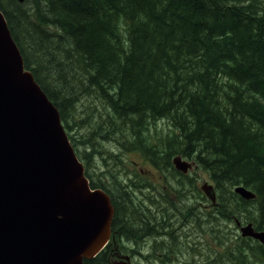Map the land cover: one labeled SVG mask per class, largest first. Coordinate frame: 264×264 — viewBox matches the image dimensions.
I'll return each mask as SVG.
<instances>
[{"label": "trees", "instance_id": "obj_1", "mask_svg": "<svg viewBox=\"0 0 264 264\" xmlns=\"http://www.w3.org/2000/svg\"><path fill=\"white\" fill-rule=\"evenodd\" d=\"M243 2L0 0L25 67L58 107L88 179L90 167H98L95 154L104 155L99 144L112 140L124 149L119 167L106 174L99 168L96 179H90L92 187L113 199L114 229L122 221L136 226L155 222L151 211L137 208L130 193L133 184L150 191V174L182 177L176 183L168 180L161 198L171 213L167 208L162 213L170 215L166 221L186 222L171 193L178 190L182 202L196 194L208 200L194 178L201 168L218 190L216 203L191 220L196 227L239 219L264 229V0ZM83 95L102 100L104 114L97 126L93 110L90 117L76 115ZM161 118L174 130L156 138L149 124ZM71 121L89 129L84 151L69 132ZM131 151L156 172L126 165ZM178 154L194 162L188 173L174 166ZM239 184L256 197L243 198L235 191ZM148 197L155 201L156 196ZM197 230L210 235L206 245L211 250L222 249L204 251L216 256L210 264H264V246L258 240L241 234L233 243ZM145 233L150 231L142 230L140 237ZM196 245L206 246L201 239Z\"/></svg>", "mask_w": 264, "mask_h": 264}, {"label": "water", "instance_id": "obj_2", "mask_svg": "<svg viewBox=\"0 0 264 264\" xmlns=\"http://www.w3.org/2000/svg\"><path fill=\"white\" fill-rule=\"evenodd\" d=\"M173 164L183 173L194 167L179 154ZM202 190L215 204L213 185ZM235 191L256 197L243 184ZM114 212L110 195L92 187L58 107L25 67L0 8V264H85L109 240ZM236 222L242 236L264 246V229Z\"/></svg>", "mask_w": 264, "mask_h": 264}, {"label": "flooded vegetation", "instance_id": "obj_3", "mask_svg": "<svg viewBox=\"0 0 264 264\" xmlns=\"http://www.w3.org/2000/svg\"><path fill=\"white\" fill-rule=\"evenodd\" d=\"M149 176L151 178H149L151 182V185L149 187V194L153 193L154 196L160 199H155V201H152L154 202V204L158 203L159 206H162L163 203H166L161 198V193L163 190L168 191V180H174L176 183L177 180L182 178L181 176L174 177L172 175L165 176L162 174H150ZM194 178L199 180L197 182V186H199L201 189L202 185L207 182L213 185L215 191L217 192V186L215 183L211 182L210 176H208V180L204 179L203 184H200V181L203 179H199L196 176H194ZM91 182L93 181L90 180V183ZM135 186L136 185L133 184L132 190L130 189L131 194H134L138 189L135 188ZM93 188L98 187L93 186ZM143 189H145V187ZM143 189L139 190L143 191ZM185 191L186 190H184V192ZM188 192L194 194L191 191ZM149 194L143 193L144 196H148ZM179 194L180 193L178 192V190H176L171 193V196H173V199L176 202H179L181 204L182 201L178 197ZM208 199L210 200L211 204H213L211 199ZM137 206L140 208L146 207L140 201L138 202ZM114 209L116 212L115 205ZM180 209L183 210L182 207L178 208V210ZM153 217L157 219L154 214ZM169 217V214L162 213L161 218L158 221L144 225L137 224L138 226H136L135 223H126L122 221L118 229L113 228L112 220L109 240L94 257L87 260H90L91 264H140L143 262H151L152 264H170L171 261L182 262L183 260L188 259L192 260L195 263H201L202 260H205L203 261L204 264H210V261L216 260L215 255L202 254L200 252V248H198V246L196 245L197 241L201 239L203 235L206 236V240H210L209 234L198 231L197 228H189V225L185 221H166ZM237 226L240 228L239 225ZM239 228L238 231L241 233ZM142 230H148L150 231V234L145 233L142 237H140V232ZM85 260L86 259H84V263ZM215 264L218 263L216 262Z\"/></svg>", "mask_w": 264, "mask_h": 264}, {"label": "rangeland", "instance_id": "obj_4", "mask_svg": "<svg viewBox=\"0 0 264 264\" xmlns=\"http://www.w3.org/2000/svg\"><path fill=\"white\" fill-rule=\"evenodd\" d=\"M18 1V0H17ZM239 1V0H238ZM240 1H245L247 2L248 0H240ZM20 2V1H19ZM243 2V3H245ZM246 4V3H245ZM77 112L76 115L78 113L79 118H84L86 116L90 117V110L94 111V122L96 124V126L98 125V123L101 121V115L104 114L103 113V104H102V100L100 98L95 97L94 95H83L80 97L79 101L77 102ZM121 123V122H120ZM71 125L73 126L72 129H70V134L74 135L76 137V139L79 140V142H77L78 147L81 151L85 150V146L83 145L82 141L85 139L86 137V132H88L89 129H86L87 126L84 127H78L77 123L74 121H71ZM150 130L153 134L156 135V138H163L167 135H170V132H172L174 130V127L171 125L170 121L167 118H161L157 121H150L149 124ZM86 129V130H85ZM90 133V131H89ZM117 138V137H116ZM99 150H101V152L104 154L102 156V154H100V151H98L95 154V162H98V167L96 166V168H92L90 167V178L91 180H95L97 177V173L99 172L98 169L101 168L103 169L102 171H104L103 173L106 174L109 172V170L115 169L117 167H119L122 163V158L124 153V149L123 147L119 144V143H115V141H107L104 143H101L98 145ZM115 152H114V151ZM112 158H110L109 160V164H108V157L109 156H113ZM136 161L137 164H135L133 161ZM125 161L127 162L126 165L133 167V166H140L142 165L144 170H150L151 173L156 172V168L153 165H149L148 163L145 162V160L142 163V156L136 152H127V154L125 155ZM96 164V163H95ZM107 165L109 166V169L107 168ZM198 170V175L196 176L199 179H203L200 181V184L204 183V179L208 180V173L206 170L204 169H197ZM100 171V172H102ZM149 172V173H150ZM124 174V173H123ZM157 175V174H154ZM122 179V178H121ZM123 184H126V180L127 179H123ZM95 182V181H94ZM148 188V187H147ZM148 189H143V191H140L139 189L136 190V192L132 195V200L134 203L137 202H141L144 206H146L145 208H142L146 211H151L152 214H154V216H156L157 219L159 220L161 218V214H162V210L164 208H167V212L171 213V209L169 208V205H167L166 203H163L162 206L160 207L158 203L154 204V202L151 201V198L148 196H144L143 193H149L150 191H147ZM150 196H154L153 193L149 194ZM203 196V194H202ZM196 195L194 198H190L185 200L184 202H182L180 204V206L183 208L184 212L186 213L187 217H186V223L189 225V228H197L200 230H204V231H210L213 232L215 238L218 240L219 239V235H222L225 239H230L231 241H233V243H235L236 239L241 236V233L238 231V226L237 223L234 222H229V221H225V222H204L202 223L201 227L198 228L196 227L195 222H192L191 220L195 218V216L197 214H204L206 212V210L209 209L210 207V200L205 199L204 197ZM153 199V198H152ZM155 199H159L157 197H155ZM160 200V199H159ZM134 203H132V205L134 207H136V205H134ZM189 207H195V211L193 213H188L187 209ZM139 208V207H137ZM148 212V213H149ZM202 220H206V217L201 216ZM214 230V231H213ZM201 243L202 244H207L206 241V236H202L201 238ZM219 244V243H218ZM205 250H209V251H220L222 252L221 247L219 246H214L213 249L211 250L210 245H206L204 248H200V252L202 254H205L204 251ZM205 260H202L201 263L198 262H193L192 260H183L182 262H174L171 261L170 264H204ZM140 264H152L151 262H143ZM160 264H168V263H160ZM229 264H238L235 263V261L230 262Z\"/></svg>", "mask_w": 264, "mask_h": 264}, {"label": "bare ground", "instance_id": "obj_5", "mask_svg": "<svg viewBox=\"0 0 264 264\" xmlns=\"http://www.w3.org/2000/svg\"><path fill=\"white\" fill-rule=\"evenodd\" d=\"M249 201V200H248ZM239 220V219H238ZM239 228V227H238ZM240 229V228H239ZM258 230V229H257ZM247 239V238H246ZM252 239V238H251Z\"/></svg>", "mask_w": 264, "mask_h": 264}]
</instances>
